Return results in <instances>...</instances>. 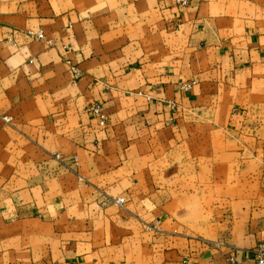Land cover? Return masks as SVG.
Instances as JSON below:
<instances>
[{
	"label": "crops",
	"instance_id": "0c3cea01",
	"mask_svg": "<svg viewBox=\"0 0 264 264\" xmlns=\"http://www.w3.org/2000/svg\"><path fill=\"white\" fill-rule=\"evenodd\" d=\"M0 116V264L264 242V0H0Z\"/></svg>",
	"mask_w": 264,
	"mask_h": 264
},
{
	"label": "built area",
	"instance_id": "2783aa9c",
	"mask_svg": "<svg viewBox=\"0 0 264 264\" xmlns=\"http://www.w3.org/2000/svg\"><path fill=\"white\" fill-rule=\"evenodd\" d=\"M190 2H191V0H174L175 5L178 7H187ZM25 35L27 38L32 39V40H43V35L41 32H35V33L26 32ZM68 73L73 79L78 78V76H79L77 69L75 67H73L72 65L68 66ZM193 84H194V82L181 84L179 86V89L180 90H187ZM89 113L96 120L97 126L99 128H103L105 125L106 119H105L104 114L101 113L99 106L98 105L91 106L89 108ZM0 120L3 123L8 124L10 121V118L7 116H0ZM75 164H76V159L72 158V165H75ZM115 204L118 207H121L123 204V199L122 198L116 199ZM251 255H252V264H264V242H260L256 246H254V248L251 249ZM227 264H238L236 259H235V256L230 254L227 258Z\"/></svg>",
	"mask_w": 264,
	"mask_h": 264
}]
</instances>
